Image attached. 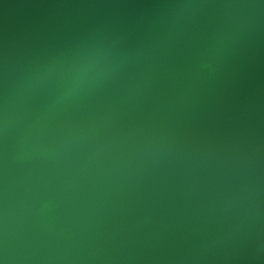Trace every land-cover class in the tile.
<instances>
[{
  "label": "water",
  "instance_id": "obj_1",
  "mask_svg": "<svg viewBox=\"0 0 264 264\" xmlns=\"http://www.w3.org/2000/svg\"><path fill=\"white\" fill-rule=\"evenodd\" d=\"M181 4L194 7L183 13L162 78L125 119L166 116L184 147L107 189L57 199L43 194L42 236L29 264H264L259 0H0V66L7 56L18 73L32 61L117 37L138 48L167 34ZM238 21V38L211 68L197 71L209 38ZM130 71L98 87L82 107L117 98Z\"/></svg>",
  "mask_w": 264,
  "mask_h": 264
},
{
  "label": "clouds",
  "instance_id": "obj_2",
  "mask_svg": "<svg viewBox=\"0 0 264 264\" xmlns=\"http://www.w3.org/2000/svg\"><path fill=\"white\" fill-rule=\"evenodd\" d=\"M259 6L264 7V0ZM193 7L178 5L167 34L135 49L124 47L118 37L105 39L75 53L32 61L18 73L11 72L4 57L0 264H29L35 258L34 247L42 236L38 205L43 194L57 199L89 187L107 189L148 161L184 147L166 116L125 118L162 78L160 68L183 28V13ZM243 26V21L232 22L215 32L198 53L195 69L211 68ZM129 70L117 98L102 108L82 107L86 96ZM242 199L237 195L238 203ZM48 206L44 203L43 208Z\"/></svg>",
  "mask_w": 264,
  "mask_h": 264
}]
</instances>
